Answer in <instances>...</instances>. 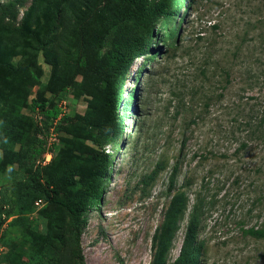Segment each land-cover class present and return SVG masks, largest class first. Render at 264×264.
I'll list each match as a JSON object with an SVG mask.
<instances>
[{"label": "rangeland", "instance_id": "obj_1", "mask_svg": "<svg viewBox=\"0 0 264 264\" xmlns=\"http://www.w3.org/2000/svg\"><path fill=\"white\" fill-rule=\"evenodd\" d=\"M92 12L94 49L78 84L56 92ZM142 41L119 100L105 103L84 74ZM35 101L63 113L47 118ZM96 168L102 198L80 232L32 187L40 178L61 197L86 193ZM180 191L188 202L167 264L195 212L199 264H264V236L248 232L264 231V0H0V264H157Z\"/></svg>", "mask_w": 264, "mask_h": 264}, {"label": "trees", "instance_id": "obj_2", "mask_svg": "<svg viewBox=\"0 0 264 264\" xmlns=\"http://www.w3.org/2000/svg\"><path fill=\"white\" fill-rule=\"evenodd\" d=\"M123 1H131V0H123ZM194 2V0H191ZM149 9L148 5L144 2L141 3L140 10L143 12H147ZM176 11H163V13H167V17L174 14ZM152 14V13H150ZM95 13H91L88 17L84 18L80 23V32L77 40V52L78 56L74 65L70 67L71 74H66L62 78V80L58 83V87L56 88V92L64 90L68 88L70 85L78 84L75 79L76 77L83 73V55L90 53L94 49V43H86L85 42V33L87 26L90 22H92ZM134 15L131 14V17ZM178 25H174L169 33V36H174L177 33ZM146 42L142 41L140 44L137 42H133L131 44L130 49L126 48L119 55L118 64L114 66V68L109 71H101L94 75H90L86 77L84 74L83 82L91 87H99L100 93L107 104H113L119 100L120 94L122 93L124 87V81L126 79L129 68L132 66V62L134 58L141 54L142 50L146 47ZM127 50V51H126ZM126 51V52H125ZM103 83V84H102ZM44 115L47 118H58L63 113V110L58 105H47L45 101L36 102ZM42 141L39 140L38 143ZM37 156V153L34 154ZM65 162L64 164H66ZM63 164V165H64ZM179 171V165L176 164L173 167V172L171 174L170 188H172L175 184L177 175ZM71 175L74 172H70ZM103 176V169L96 168L92 169L84 176L80 185L86 188V193H82L81 191H76L73 195H68L66 197L60 196V183L53 181H46L40 178H37L32 187L41 195L47 198L50 202L55 203L57 205L65 208L71 215L75 224L76 229L81 231V224L84 219V214L86 212L87 206L89 202H92L95 198H102V191L95 187V183H97ZM188 198L185 192H177L172 199L171 208L168 212L167 218V226L164 231V236L161 242V247L158 254L157 264H167L168 260V252L170 250L172 240L175 236L176 231L179 229V220L182 218L183 211L187 206ZM199 226V214L194 213L189 223V228L186 233L185 240L182 244V248L179 256L172 264H199L202 244H197V233ZM248 232L252 235L262 237L264 236L263 230L255 229L254 227L248 229ZM33 258L39 261L38 254L34 255ZM82 260L80 264H84V257H80Z\"/></svg>", "mask_w": 264, "mask_h": 264}, {"label": "built area", "instance_id": "obj_3", "mask_svg": "<svg viewBox=\"0 0 264 264\" xmlns=\"http://www.w3.org/2000/svg\"><path fill=\"white\" fill-rule=\"evenodd\" d=\"M51 153L48 154V159H50ZM42 203V199H39V201H37V204Z\"/></svg>", "mask_w": 264, "mask_h": 264}]
</instances>
